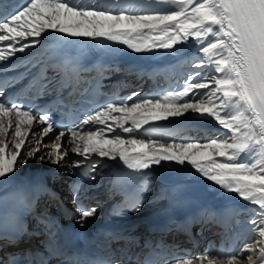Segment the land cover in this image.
Segmentation results:
<instances>
[{
    "label": "snow or ice",
    "instance_id": "obj_1",
    "mask_svg": "<svg viewBox=\"0 0 264 264\" xmlns=\"http://www.w3.org/2000/svg\"><path fill=\"white\" fill-rule=\"evenodd\" d=\"M170 2L173 4L171 10L127 12L121 9L113 12L103 7H78L71 0H24L15 8L0 0V42H7L6 45L0 43V61L8 58L2 49L6 48L10 56L23 53L40 44L42 34L49 29L73 38L124 44L137 53L153 48L172 49L194 37L195 42L203 45L199 52L208 63L215 65L218 75H204L196 82H191L192 77H189L181 90L162 97H145L133 100L130 105L126 101L106 104L79 124L61 129L53 138L55 151H50L49 156H56L54 163L63 161L67 153L62 151L58 141L65 131L75 136L83 125L94 122L103 127L80 135L82 145L76 143L72 149L85 160L90 158V153H95L101 158H119L130 169L144 170L159 166L161 162L181 166L187 163L207 180L259 206L253 210L255 214L249 218L248 225L249 231L258 233L260 239L244 244L228 258L227 264H264V0ZM208 35L212 38L204 43ZM203 63L201 60L193 66L200 67ZM193 76H201V73H193ZM202 89L208 91H198ZM136 95L134 93L133 97ZM189 111L214 119L228 134L223 139L204 143L179 144L139 136L105 135L112 130L109 119L118 123L123 132L133 133L152 121L180 117ZM113 112L121 115L111 116ZM5 117H8L6 121ZM34 120L45 127L40 133H33V138L39 135L42 140L44 135L54 131V122L47 113L23 109L20 103L6 102V98L0 96V135H6L11 129L13 136L19 138L12 144L14 151L7 162L5 151L9 144L0 140V178L13 171L19 150L25 143L27 133L22 132L21 125L31 126ZM126 124L129 126L125 127ZM69 143L75 142L69 139ZM34 151L39 148L25 154L32 156ZM82 163L76 161L74 166ZM96 166L95 162L91 165L93 170ZM139 210L136 205L134 211ZM95 212L94 207L82 209L81 226L84 219ZM245 252L249 255L244 256ZM9 264L46 262L23 254L22 259L13 257ZM176 264H193V261L180 259ZM195 264H217V261L215 257L203 255L195 258Z\"/></svg>",
    "mask_w": 264,
    "mask_h": 264
},
{
    "label": "bare ground",
    "instance_id": "obj_2",
    "mask_svg": "<svg viewBox=\"0 0 264 264\" xmlns=\"http://www.w3.org/2000/svg\"><path fill=\"white\" fill-rule=\"evenodd\" d=\"M78 1L79 4L83 2L87 3H94V7H103L107 10L110 11H117V9L113 8L114 4L119 5H126L129 4L131 5L128 9L127 12H147V11H154V10H171L173 8V4L170 2L168 3L166 0H74ZM170 1V0H169ZM148 5H151V7H148ZM124 7V6H122ZM30 19V18H26ZM147 31V30H145ZM56 32L52 30H47L46 33L42 34L41 37V43L31 46V50H36V49H43L47 43L48 39L52 34H55ZM62 34V33H59ZM73 38V37H71ZM212 37L210 35L204 37V43L207 42L208 39H211ZM74 40L77 41H91L97 44L101 45H110L114 50L115 53L117 54L119 50H125L127 53L128 58L135 59L139 58L141 56H145L149 58L150 56H154L158 60H160V65L162 70H166L167 73L171 71V69L175 66L174 60L176 59H181V65L183 66H188V70H191V77L194 81H197L202 78L204 75H208L210 77L212 74H216L215 72V65L210 64L207 62V59L203 57V55L199 52V48L202 47L203 45L200 43L195 42L194 37H189L187 41L181 42L177 45H175L172 49H163V48H153L151 51H146V52H141L137 53L133 51L132 49H129L127 45L116 43V42H111V41H106V40H91L88 38H73ZM4 54L5 56L9 57H14L10 56L8 54V50L5 48ZM16 55V54H15ZM20 55V53H18ZM167 59V60H166ZM203 60L204 63L200 65V67H194L193 65L196 64L197 62ZM201 73V76H193V73ZM136 79V78H134ZM122 80V79H120ZM135 81V80H134ZM133 81V84L135 82ZM201 93H205L208 90L207 89H202L198 90ZM8 118L4 119L5 121ZM130 123V122H129ZM150 123H167V124H182V125H188L189 127L191 126H197V125H205L207 128V131L202 133H197L193 132L192 130L186 133L180 132L179 135L177 136H171L169 137L166 141H162L168 144L171 143H188V142H208L214 139H223L228 133H223V129L214 119L208 118L206 115H200L196 113H192L191 111L185 113L184 115L180 117H172L167 120H161V121H152ZM5 126L6 125H2ZM208 126V127H207ZM98 127V126H97ZM119 130L120 127H117ZM21 130L22 132H26V139L24 145L21 146L19 153L25 152L28 150L34 142L39 141V144L36 146L38 147L39 145H42L45 148V145L50 144V147L53 146V143L51 139L47 136L44 135L42 140L39 135H36L35 138H33V133L38 134L39 133V128H37L36 124L32 123L31 126L27 125H21ZM39 130V131H38ZM95 130V129H94ZM225 132H227L226 129H224ZM158 133L165 135L167 129H158ZM110 133L113 135H116V130H112ZM109 133V134H110ZM122 137H130V136H138V132L135 131L133 133H121ZM47 136V137H46ZM79 136L80 135H75L70 137L69 139L73 140L75 143H69V139L65 137H61L60 140L58 141L60 144L63 146V152L68 150V152L74 153L72 149L76 146V143H80L82 145V142L79 141ZM19 138L14 137L12 134L11 129L8 130V133L6 135H0V140H4L5 143L9 144V147L11 145V149H14L12 147V144H14ZM186 140V141H184ZM29 141H32L29 143ZM43 141V143H42ZM2 146V145H0ZM8 147V148H9ZM8 152L7 149L5 151V159L6 162L8 158L10 157L12 150ZM46 149V155L47 158L46 160H40L38 158H31L30 161L26 160V164H22L20 161L17 163L20 165L19 167L14 166L13 171L11 173H22L25 169H33V170H38L41 169L42 167L46 169H52L54 170L52 172L58 174L60 179L56 180L57 184H62L64 185L66 182L65 177L68 176L69 174L72 173V170L76 167L74 166V163L76 161H83L81 165H84L87 163L83 158L80 159H74L73 161H61L60 163H54L53 161L56 159L55 155H52L49 159V152L48 149ZM14 151V150H13ZM51 151V150H50ZM53 151V150H52ZM55 151V150H54ZM53 151V153H54ZM76 154V153H74ZM44 157V156H43ZM90 159H96L98 162V166L93 170L94 173L96 174V178L92 181H94L93 185H89L86 189L90 190L89 193H85L84 196H82V203L86 204L88 208L94 207L96 209L95 214L100 213L101 210V205L100 203L104 202L107 200V197L109 198V195L106 193H100L97 196L93 198H88V195H91L93 193L92 186L96 185V181L99 179H104L107 177L109 174V171H111L112 166L115 163H122L119 161V158L117 160H111L109 158H98V154L92 153L89 155ZM18 158V157H17ZM45 158V157H44ZM242 159L244 158L243 156L241 157ZM19 159V158H18ZM217 159H222V158H217ZM251 159V157H250ZM44 161V163H43ZM18 162V160H17ZM48 162V163H47ZM105 166V168H103ZM157 168H160L163 170L165 173L164 175L158 174V173H153L150 175V194H149V200L146 202L145 208L149 209L155 208L156 207V201H157V207L159 206V200L164 198L166 195V192L164 193H158V189L160 188H167L172 185V183L176 182L179 178H185L186 180L196 184L202 194L203 197L209 198L212 201H215L218 197L222 198H229L231 196H236L237 194L234 192H229L220 186L216 185L214 182L207 180L205 177H203L202 174L198 173L196 170L193 169L190 165L185 163V165L181 166L178 164H175L173 162H161V165L156 166ZM9 173V174H11ZM7 174V175H9ZM2 178H0L1 180ZM105 183V182H104ZM102 184V183H100ZM1 189H0V194H1ZM101 191V188L99 189ZM253 207H257L258 205L252 204ZM145 210H142L144 212ZM258 218V217H257ZM258 234V233H257ZM256 239H260L259 235L257 236ZM126 250L131 252L134 255H138L140 250L138 248H135L134 246H126ZM259 253L257 252V255ZM255 258V257H254ZM228 260L224 261H217V264H227ZM195 264V263H193Z\"/></svg>",
    "mask_w": 264,
    "mask_h": 264
},
{
    "label": "rangeland",
    "instance_id": "obj_3",
    "mask_svg": "<svg viewBox=\"0 0 264 264\" xmlns=\"http://www.w3.org/2000/svg\"><path fill=\"white\" fill-rule=\"evenodd\" d=\"M166 1H167L168 3H170L169 0H166ZM208 75H209V74H208ZM208 75H207V76H208ZM212 75H216V74H212ZM212 75H211V76H212ZM211 76H210V77H211ZM37 145H38V144H37L36 142H34L33 145H32L28 150L35 149ZM38 148H39V151H34L32 156H27V155L25 154L28 150H26L25 152L19 153V156H18L19 159L17 158L18 162H16V165H15V166L19 167L20 165H18L17 163H19V161H21V160H29V161H30L31 158H38V157H40V156H44V157H45L44 160H46V158H47V155H46V149H45L42 145H39ZM10 149H11V145H10L9 148H7V151L9 152ZM11 150L13 151L14 149H11ZM70 153H71V152H70ZM72 154H74V153H72ZM81 158H82V157H81ZM49 159H50V157H49ZM70 160H74V158L71 157ZM43 163H44V161H43ZM47 163H48V162H47ZM22 164H24V163H22ZM25 164H26V163H25Z\"/></svg>",
    "mask_w": 264,
    "mask_h": 264
}]
</instances>
